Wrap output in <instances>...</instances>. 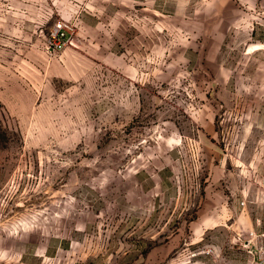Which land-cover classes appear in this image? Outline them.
Wrapping results in <instances>:
<instances>
[{
  "label": "rangeland",
  "instance_id": "1",
  "mask_svg": "<svg viewBox=\"0 0 264 264\" xmlns=\"http://www.w3.org/2000/svg\"><path fill=\"white\" fill-rule=\"evenodd\" d=\"M263 233L264 0H0V264H257Z\"/></svg>",
  "mask_w": 264,
  "mask_h": 264
},
{
  "label": "built area",
  "instance_id": "2",
  "mask_svg": "<svg viewBox=\"0 0 264 264\" xmlns=\"http://www.w3.org/2000/svg\"><path fill=\"white\" fill-rule=\"evenodd\" d=\"M74 28L70 23L63 20H59L55 23L54 28L49 38V48L55 51H62L67 46L73 43ZM263 244L259 248L260 260L257 264H263L264 262V233L261 235Z\"/></svg>",
  "mask_w": 264,
  "mask_h": 264
},
{
  "label": "crops",
  "instance_id": "3",
  "mask_svg": "<svg viewBox=\"0 0 264 264\" xmlns=\"http://www.w3.org/2000/svg\"><path fill=\"white\" fill-rule=\"evenodd\" d=\"M263 264H264V262H263Z\"/></svg>",
  "mask_w": 264,
  "mask_h": 264
}]
</instances>
